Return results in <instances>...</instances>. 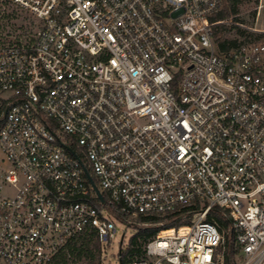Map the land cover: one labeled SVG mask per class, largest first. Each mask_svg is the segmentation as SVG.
<instances>
[{"label": "built area", "instance_id": "2783aa9c", "mask_svg": "<svg viewBox=\"0 0 264 264\" xmlns=\"http://www.w3.org/2000/svg\"><path fill=\"white\" fill-rule=\"evenodd\" d=\"M221 9L0 0V264L103 259L113 218L179 212L125 264H230L228 236L264 264V31ZM220 25L258 37L222 50Z\"/></svg>", "mask_w": 264, "mask_h": 264}, {"label": "trees", "instance_id": "16d2710c", "mask_svg": "<svg viewBox=\"0 0 264 264\" xmlns=\"http://www.w3.org/2000/svg\"><path fill=\"white\" fill-rule=\"evenodd\" d=\"M260 4V0H222V9L215 16V19H228L232 18L233 21L242 22L240 17L243 9L245 7H252L253 10L250 12L251 18L253 20L257 18V8ZM235 31V38L222 37V33L226 34L229 31L228 26L220 25L216 29L215 40L220 46L222 50H226L230 47H237L242 43L250 39H255L258 36L254 34H249L246 30L238 28L236 26H232ZM1 126V123H0ZM186 214L184 212H179L171 215H166L160 218H147L142 221L151 223V226L139 228L138 233L132 238L131 244L129 248L124 252L121 263L125 264L126 262H131L134 260H139L143 257L144 251L143 246L148 242L152 237L156 235V233L162 229L161 226H153V224L158 223L160 221H164V227H178L188 223V217L185 218ZM212 221H216L222 227H228L229 223L222 215L219 209H214L210 216ZM234 238L232 236H228L227 245H228V258L230 260V264H233V258L235 255V245ZM97 257V254L94 255V258Z\"/></svg>", "mask_w": 264, "mask_h": 264}, {"label": "rangeland", "instance_id": "374dc122", "mask_svg": "<svg viewBox=\"0 0 264 264\" xmlns=\"http://www.w3.org/2000/svg\"><path fill=\"white\" fill-rule=\"evenodd\" d=\"M261 6H258L257 11L258 17L256 20L251 18L250 12L253 10L252 7H245L240 15L242 22L247 27H254L260 31H264V0H260ZM260 7V9H259ZM229 22L233 20L232 18L227 19ZM7 24V22L5 23ZM21 22H15L14 28L20 25ZM229 28L228 33H222V37L235 38V31L231 25H226ZM23 35L30 36L33 34L30 31H22L20 32ZM116 226H117V234L115 239L111 240V242L104 245L103 259H100V256L97 255L96 258L85 256L84 260H79L80 264H122L121 259L119 257L121 250L124 252L129 248L131 244L132 238L138 233L139 228L145 227L143 223L138 222V224L130 223L129 219L113 218ZM233 264L236 260V256L234 255ZM236 263V262H235Z\"/></svg>", "mask_w": 264, "mask_h": 264}, {"label": "water", "instance_id": "95a60500", "mask_svg": "<svg viewBox=\"0 0 264 264\" xmlns=\"http://www.w3.org/2000/svg\"><path fill=\"white\" fill-rule=\"evenodd\" d=\"M89 179H90L91 182H92V178L90 177ZM94 188H95V190L97 191V193L100 195V197L103 199V197L101 196V193H100L99 189L97 188V186H94Z\"/></svg>", "mask_w": 264, "mask_h": 264}]
</instances>
